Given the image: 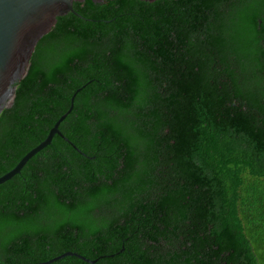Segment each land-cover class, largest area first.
I'll return each instance as SVG.
<instances>
[{"label": "trees", "instance_id": "trees-1", "mask_svg": "<svg viewBox=\"0 0 264 264\" xmlns=\"http://www.w3.org/2000/svg\"><path fill=\"white\" fill-rule=\"evenodd\" d=\"M0 113V264H264V0H84Z\"/></svg>", "mask_w": 264, "mask_h": 264}, {"label": "water", "instance_id": "water-1", "mask_svg": "<svg viewBox=\"0 0 264 264\" xmlns=\"http://www.w3.org/2000/svg\"><path fill=\"white\" fill-rule=\"evenodd\" d=\"M74 1L84 0H0V113L11 105L16 83L26 74L38 40L52 28L57 16L68 12L77 14L73 6ZM80 89L78 88L77 91ZM76 92L71 96L68 110L58 118L47 137L28 151L11 170L1 175L0 184L20 173L32 156L50 144L55 134L81 151L59 129V124L73 108ZM67 255L78 256L90 263L96 261L79 253L67 251L35 264H50Z\"/></svg>", "mask_w": 264, "mask_h": 264}]
</instances>
